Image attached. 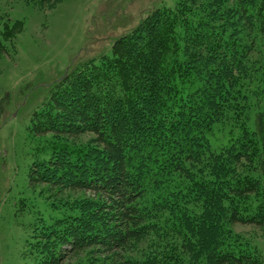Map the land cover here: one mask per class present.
Here are the masks:
<instances>
[{"label":"trees","instance_id":"obj_1","mask_svg":"<svg viewBox=\"0 0 264 264\" xmlns=\"http://www.w3.org/2000/svg\"><path fill=\"white\" fill-rule=\"evenodd\" d=\"M22 29L3 23L0 56ZM262 39L264 0H176L115 39L110 55L71 65L30 118L33 136L51 139L28 184L93 198L69 205L78 213L55 219L62 229L48 237L95 263L262 264L232 231L264 228V113L248 125L263 92L248 89L264 84ZM8 104L6 94L1 113ZM52 258L44 264L65 259Z\"/></svg>","mask_w":264,"mask_h":264},{"label":"rangeland","instance_id":"obj_2","mask_svg":"<svg viewBox=\"0 0 264 264\" xmlns=\"http://www.w3.org/2000/svg\"><path fill=\"white\" fill-rule=\"evenodd\" d=\"M175 3L61 0L47 10L25 0H0V28L4 22L20 21L23 25L8 45V54L0 56V102L6 94L9 96V104L0 111V264H44L52 257L65 258L61 264L105 263L92 261L89 251L67 252L70 247L64 243L66 238L48 237L50 230L56 234L62 229L61 224L50 226L55 219L78 213L70 206L77 207L80 200L93 197L64 187L29 186L28 171L35 160L48 158L45 140L51 139L49 135L34 137L30 118L41 110L48 89L71 65L81 59L110 55L115 39L129 33L154 8H173ZM260 44L264 49V39ZM257 82L248 88L250 92L263 89L258 98L251 97V128L255 114L264 113V84ZM92 137L86 135L81 141ZM232 231L250 242L264 264V228L236 224Z\"/></svg>","mask_w":264,"mask_h":264}]
</instances>
